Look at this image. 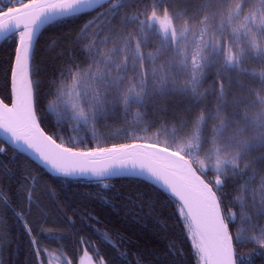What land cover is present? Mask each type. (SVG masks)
Returning <instances> with one entry per match:
<instances>
[{
  "label": "snow or ice",
  "instance_id": "snow-or-ice-1",
  "mask_svg": "<svg viewBox=\"0 0 264 264\" xmlns=\"http://www.w3.org/2000/svg\"><path fill=\"white\" fill-rule=\"evenodd\" d=\"M76 21L75 34H66L70 54L53 76L42 75L39 38ZM0 43L12 46L0 136L14 154L29 153L69 189L80 178L92 182L71 195L100 201L133 224L151 222L172 264L185 256L169 240L177 225L195 264H264V0H7ZM58 44L51 38L46 51ZM61 56L63 50L53 59ZM82 129H91L90 137ZM107 139L131 142L100 146ZM4 176L13 179V167L0 164V181ZM42 183L31 173L17 181L16 198L23 194L26 208L12 209L37 264H44L42 252L55 257L26 219L33 206L45 216L36 197ZM0 205L12 208L3 183ZM167 205L174 216L163 215ZM96 231L127 264V250L119 251L124 237ZM40 235L56 241L64 234ZM79 243L86 246L79 264H111L96 259L100 250L86 239Z\"/></svg>",
  "mask_w": 264,
  "mask_h": 264
},
{
  "label": "trees",
  "instance_id": "trees-1",
  "mask_svg": "<svg viewBox=\"0 0 264 264\" xmlns=\"http://www.w3.org/2000/svg\"><path fill=\"white\" fill-rule=\"evenodd\" d=\"M27 2V0H25ZM0 6H7V0H0ZM80 21L75 23H67L56 28H50L43 32L36 45V64L41 68L42 75L46 73L51 77L56 72V65L60 63L67 55L70 54L69 47L71 37H67V33L75 31L80 26ZM53 37L59 39L57 48L52 51H46V45ZM63 50L64 56L58 59H53L56 52ZM12 52V46L0 44V98H4L8 102L10 96V65L9 57ZM109 123H112L111 121ZM47 130L54 131L53 126L49 121H46ZM118 126V125H117ZM91 129L87 133L82 129V135H91ZM108 130L101 129L98 134H105ZM67 135V131L63 133ZM144 134V133H138ZM131 142L124 139H107L100 146H110L112 143ZM0 146H5L7 151L0 154V164L9 165L15 171V177L11 180L4 176L0 183L7 186V190L12 194V208H5L0 205V236H3V243L0 244V264H37V257L30 249L28 244V236L24 231L22 223L17 219L12 209L17 212L21 210V206L26 208L24 204V196L18 201L17 181L28 173L32 175L39 174L40 179L44 182L40 184L36 191V197L42 206L45 216L38 215V210L35 206L32 207L31 213L26 215V219L33 222V227L36 230L40 245L45 249L46 253H57L70 260L72 264H79V259L86 247L79 243L82 238L89 241V248L95 245L99 248V256H104L111 264H122L118 258L117 249L112 248L107 243L103 242L96 229L101 231L107 230L110 233H118L124 237V241L119 243V251L128 252L127 264H134L137 254L143 257L144 264H172L171 255L167 254L165 242L161 241L154 235V229L151 222H142L133 224L126 220L122 214H117V211L100 201H94L82 196H74L71 193H80L88 190L91 181L77 179L71 181V189L68 188L64 178H57L50 175L44 168L38 167L36 163L30 160L23 154L17 152L14 154L13 148L5 145L0 140ZM88 146H96L95 141H92ZM213 174H209L211 177ZM117 185L128 187V181L116 180ZM55 195L50 196L49 191ZM225 191L231 192L232 188L229 185ZM163 215L174 216L171 205H167L163 209ZM69 218L74 221V226L69 222ZM40 223H36V220ZM47 223H44V220ZM40 229L51 230L53 232L63 233V238L53 241L40 235ZM118 241V237H113ZM169 240H174L175 244L181 248L185 254L183 264H195V258L191 255V243L186 238L180 225H177L171 230ZM119 242V241H118ZM63 245V247H59ZM252 245L238 249L239 253H247ZM90 254L94 252L90 251ZM44 264L50 260L49 255L41 253ZM256 264H262L257 258Z\"/></svg>",
  "mask_w": 264,
  "mask_h": 264
},
{
  "label": "rangeland",
  "instance_id": "rangeland-1",
  "mask_svg": "<svg viewBox=\"0 0 264 264\" xmlns=\"http://www.w3.org/2000/svg\"><path fill=\"white\" fill-rule=\"evenodd\" d=\"M55 254V257H53L52 255H49L50 256V260L48 261L47 264H63V261L64 260H67V258L61 256L60 254H57V253H54Z\"/></svg>",
  "mask_w": 264,
  "mask_h": 264
},
{
  "label": "water",
  "instance_id": "water-1",
  "mask_svg": "<svg viewBox=\"0 0 264 264\" xmlns=\"http://www.w3.org/2000/svg\"><path fill=\"white\" fill-rule=\"evenodd\" d=\"M1 44V43H0ZM0 140L7 146H9L10 148H12L8 142L6 140H4L3 136H0ZM17 152H19V150H17ZM23 155H25L26 157H28L30 160H32L34 163H36L38 165V161H34V157L30 156L29 153L25 152V153H22ZM42 167V166H40ZM44 168V167H42ZM47 171V170H46ZM50 175L54 176V174L50 173L49 171H47ZM80 179H83V178H80Z\"/></svg>",
  "mask_w": 264,
  "mask_h": 264
}]
</instances>
